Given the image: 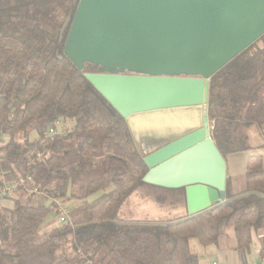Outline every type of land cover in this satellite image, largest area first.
<instances>
[{
	"label": "trees",
	"instance_id": "1",
	"mask_svg": "<svg viewBox=\"0 0 264 264\" xmlns=\"http://www.w3.org/2000/svg\"><path fill=\"white\" fill-rule=\"evenodd\" d=\"M77 5L0 0V136L8 139L0 145V204L13 202L0 208V264H200L191 240L216 245L229 230L242 253L256 233L263 254L259 155L249 157L240 191L227 178L224 204L171 222L122 219L149 169L125 119L85 77L96 71L78 69L64 54L69 28L60 42L61 29ZM207 94L223 158L251 151L250 129L264 134V36L210 78ZM57 121L73 128L47 137ZM4 180L18 184L5 195ZM54 200L78 204L67 222L43 232Z\"/></svg>",
	"mask_w": 264,
	"mask_h": 264
},
{
	"label": "water",
	"instance_id": "2",
	"mask_svg": "<svg viewBox=\"0 0 264 264\" xmlns=\"http://www.w3.org/2000/svg\"><path fill=\"white\" fill-rule=\"evenodd\" d=\"M77 3V0H75ZM65 56L125 119L144 184L183 189L188 215L226 202L210 78L264 36V0H78Z\"/></svg>",
	"mask_w": 264,
	"mask_h": 264
},
{
	"label": "crops",
	"instance_id": "3",
	"mask_svg": "<svg viewBox=\"0 0 264 264\" xmlns=\"http://www.w3.org/2000/svg\"><path fill=\"white\" fill-rule=\"evenodd\" d=\"M250 135V142L252 150L244 153L234 154L228 157L227 163V176L228 178H235L237 181L234 182V187L236 190L240 191L242 188L241 177L247 171V163L250 156L259 155L262 157L264 162V134H262L257 128H251L248 132ZM146 190L150 193L157 189H162V195L159 198H163L164 204L161 206L169 207L173 200L169 198V192L173 190L182 191V203L177 204L171 209H167L160 214L166 213L167 211L181 210L184 212L183 218L189 217L188 215V203L186 198V193L183 189H167L162 187H157L153 185L144 184L140 187L141 190ZM139 191V192H140ZM149 193L147 194L149 196ZM168 195V196H167ZM145 198V197H144ZM159 200V199H158ZM144 202H149V198H145ZM142 201V202H143ZM151 201V200H150ZM162 201V202H163ZM135 204V203H133ZM148 203L143 207L134 205L135 208L141 209L144 212L152 213L154 215L155 208ZM155 218H151L154 221ZM237 241L233 230H229L226 235L219 241L216 245L202 246L194 245V252L199 257L200 264H264V253H261V241L256 233L252 234V245L248 253H242L236 249Z\"/></svg>",
	"mask_w": 264,
	"mask_h": 264
},
{
	"label": "rangeland",
	"instance_id": "4",
	"mask_svg": "<svg viewBox=\"0 0 264 264\" xmlns=\"http://www.w3.org/2000/svg\"><path fill=\"white\" fill-rule=\"evenodd\" d=\"M65 123L68 131H71L74 123L72 121H66ZM37 137H38L37 132H33L30 135L31 140H36ZM7 141L8 139L6 137L0 136V145H4ZM139 191L140 189L136 191L134 194H132L123 204L120 210V216L122 217L123 220L146 222V221H151V218L153 217L155 218V220L151 222H171L183 218L184 212H182L181 210L167 211L166 213L160 214L161 212H164L165 210L171 209L172 207H175L177 204L182 203L181 190H173L169 192L170 195L169 198L173 200V203L169 207H167L166 205L161 206L164 204L163 198H159L160 197L159 195H162L161 194V192L163 191L162 189H157L150 193L148 192L149 196L147 195L148 193L146 192V190L143 189L140 192ZM14 195L15 193L13 192V194H11L9 197H13ZM144 197L147 199L149 198V202H147V204L151 203L149 205H152L155 208L154 215L152 213H148L147 211L144 212L143 210L141 209L139 210L134 207V205L140 206L141 204L143 205V207L146 206L147 205L146 202L143 201L145 199ZM52 202L53 200H50L49 204ZM54 202L56 203L55 204L56 207L52 212V215L48 217L47 221L45 222L46 225L43 228V232L51 230L63 224L59 218L60 208L62 206H65L67 210L70 212L78 204L75 200H54ZM12 206H13V202L8 199L2 200L0 204V208L12 207ZM195 244L199 245L198 241L191 240L190 247L192 250H194Z\"/></svg>",
	"mask_w": 264,
	"mask_h": 264
},
{
	"label": "built area",
	"instance_id": "5",
	"mask_svg": "<svg viewBox=\"0 0 264 264\" xmlns=\"http://www.w3.org/2000/svg\"><path fill=\"white\" fill-rule=\"evenodd\" d=\"M58 132H62V133L69 132L66 127V123L64 121H57L55 125L49 129L47 137L52 138ZM17 185L18 184L15 183L14 181L4 180L3 187H2V194L5 195L7 192L12 191L13 189L17 187ZM59 218L62 223L67 222L69 220V211L67 210L65 206H62L60 208Z\"/></svg>",
	"mask_w": 264,
	"mask_h": 264
},
{
	"label": "flooded vegetation",
	"instance_id": "6",
	"mask_svg": "<svg viewBox=\"0 0 264 264\" xmlns=\"http://www.w3.org/2000/svg\"><path fill=\"white\" fill-rule=\"evenodd\" d=\"M77 2H78V0H77ZM88 68L91 69V70H93V71H97V70H98V69H97L95 66H93V65H89Z\"/></svg>",
	"mask_w": 264,
	"mask_h": 264
}]
</instances>
